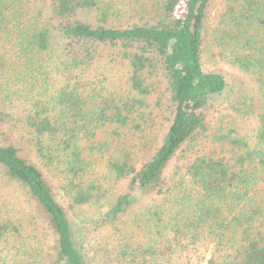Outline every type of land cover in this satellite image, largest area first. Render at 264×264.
Wrapping results in <instances>:
<instances>
[{
	"label": "trees",
	"instance_id": "obj_1",
	"mask_svg": "<svg viewBox=\"0 0 264 264\" xmlns=\"http://www.w3.org/2000/svg\"><path fill=\"white\" fill-rule=\"evenodd\" d=\"M0 180L25 203L0 201V264H264V0H0ZM59 190L97 205L94 254Z\"/></svg>",
	"mask_w": 264,
	"mask_h": 264
},
{
	"label": "rangeland",
	"instance_id": "obj_2",
	"mask_svg": "<svg viewBox=\"0 0 264 264\" xmlns=\"http://www.w3.org/2000/svg\"><path fill=\"white\" fill-rule=\"evenodd\" d=\"M220 8V1L215 2L211 8L210 12L208 14L209 22H212L215 20V14L217 9ZM207 59V58H206ZM207 66V64H206ZM96 67L98 70L95 71V73H107L108 76H99L98 80L100 79L102 81V85L106 88H120L126 85V77L124 75V72L116 67V69H111L109 66L104 65L103 62H97L94 64L91 68ZM222 68L224 69L226 78L228 79V90L230 89V86L233 85V79H237L240 82L246 83L248 82L247 77H241L243 79H238L235 77L236 74H238V70L235 68L228 67L226 62H223ZM93 74V73H91ZM248 86V85H247ZM156 95H154L151 98V103L153 104V98ZM153 116L155 117L154 127L157 129L162 124H166V117L168 114L165 112V106H154L153 107ZM218 115L216 113H213L211 115V122L212 124L218 123ZM223 125H226L223 124ZM238 132L243 135L247 136L248 138L253 137L255 133V127H256V120L254 119H244V120H238L236 123ZM34 160H37L36 158H33ZM136 160L135 162H138ZM38 161V160H37ZM43 168V166H42ZM101 173V178H99V182L105 183L107 187H111V190H119L120 188H123L124 185L121 183H116L115 181L111 180L110 178H105L103 176L104 174V164L99 169ZM50 180L53 181V177L50 178ZM54 182V181H53ZM60 191V190H59ZM57 199L60 203H62L68 211V217L72 222V225L74 227V231L76 233V240L78 241V245L81 243V238H84L85 245L87 244L90 247V255L94 254L95 250H97L99 247L105 246V242L103 240V229L99 232L98 228L94 226V221L98 217V209L97 205L94 203H90L87 205H84L82 207H75V208H69V200L64 197L61 193V191L57 194ZM7 200L9 201L8 204H13L14 206H20L25 205L24 203V196L20 191H17L14 186L11 184H4V181L0 180V201ZM102 210V209H101ZM37 233H39L40 237H43V240L47 242V239L50 241V236H52V231L48 224L41 220V226L36 230ZM136 232V229H135ZM26 236V234H25ZM39 237V238H40ZM92 241L90 244L89 241ZM86 245V247H87ZM87 247V248H89ZM199 249H196L195 251H190L184 254H181V257L178 259V263L176 264H208V259L210 258V252H211V244L206 249L203 246H199ZM203 253V254H202ZM198 254H200L203 259L198 262V259L201 258Z\"/></svg>",
	"mask_w": 264,
	"mask_h": 264
}]
</instances>
